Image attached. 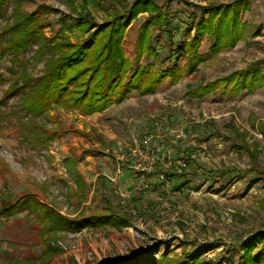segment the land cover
<instances>
[{"label":"rangeland","instance_id":"rangeland-1","mask_svg":"<svg viewBox=\"0 0 264 264\" xmlns=\"http://www.w3.org/2000/svg\"><path fill=\"white\" fill-rule=\"evenodd\" d=\"M102 1L108 6V0ZM231 1L153 0L163 11L168 10L169 32H163L162 26L151 30L159 58L134 59L138 27L147 12L139 13L126 27L122 43L125 56L133 67L147 62L156 69L167 67L170 46L179 44L170 45L169 38L180 32L182 43H187L203 8ZM42 4L55 8V12H38L45 25L44 35L51 37L60 26L59 17L71 13V5L68 0H32L26 7L33 11ZM10 11V2L0 9V30ZM91 15L102 23L105 13L91 10ZM244 19L251 24L244 42L207 57L212 39L202 37L196 71L175 84L168 79L152 95L132 91L110 110L88 117L52 109L47 128L57 136L46 148L21 141L15 118L8 113L16 96L7 100L9 106L0 105V264H98L149 248L155 259L150 264H246L242 242L264 229V138L255 127L264 122V84L238 95L222 92L221 87L199 99L186 95L199 83L244 70L251 63L264 74V0H255L254 12H243ZM34 51L35 46H30L19 55L16 66L27 62L31 76H38L42 63H35ZM188 58L183 53L181 64ZM11 63L9 55L0 57V96L10 78ZM166 115L164 129L153 128V121ZM144 135L166 159L148 174L147 187L135 192L138 173L126 161L119 164L115 156L127 153ZM184 153L191 154V162L185 161ZM68 156L78 161L85 179L82 202L65 171ZM179 156L184 158L180 171L167 166L172 174L168 189L155 174L166 160L173 162ZM231 168L238 175H224ZM179 185L183 189L178 192L175 188ZM26 195L37 196L70 218L105 211L109 203L130 225L122 229L88 225L75 232H60L56 243L61 253L44 261L39 257L42 245L37 219L27 217L24 211H9ZM258 250L249 251L250 258ZM257 264H264V258Z\"/></svg>","mask_w":264,"mask_h":264},{"label":"trees","instance_id":"trees-1","mask_svg":"<svg viewBox=\"0 0 264 264\" xmlns=\"http://www.w3.org/2000/svg\"><path fill=\"white\" fill-rule=\"evenodd\" d=\"M68 1L71 13L61 15L55 34L46 37L43 33L45 25L38 12L42 9L44 12H55L54 7L42 4L31 11L26 6L32 0H0V9L11 3L9 18L0 30V57L9 55L12 59L10 78L0 96V105L9 106L7 100L17 97L16 102L10 104L8 113L15 118L21 141L34 147L46 148L57 136L56 131L51 132L47 128L52 109L92 115L124 101L132 91L140 96L154 94L168 79L175 84L183 76L196 71L201 62L197 48L202 37L212 39L206 55L209 57L235 46L250 34V22L241 20V14L250 8V0L216 2L203 8L193 25L194 35L187 43H182L180 32L176 37L169 38L170 45L179 44L174 48L170 46L166 57L170 64L167 67L156 69L152 62L133 67L132 60L125 56L122 47L126 27L139 13L147 12L138 27L134 59L157 61L159 55L152 43L151 30L162 26L163 32H169L167 8L163 11L153 0H108V6L102 0ZM91 10L104 11L102 23L94 21ZM30 46H35V63H42L38 76H31L27 62L16 66L18 56ZM185 52L189 58L181 64ZM263 84L264 74L257 64L251 63L244 70L236 69L214 80L199 83L189 88L186 95L199 99L215 93L219 87L222 92L238 95L245 89L253 91ZM255 127L264 138V122H257ZM184 158L186 162L192 160L189 153H184ZM77 165V160L71 156L65 158V171L73 179L78 199L82 202L86 183ZM229 170L224 175L234 176L237 173L234 168ZM9 211H24L27 217L37 219V235L42 245L39 257L44 261L61 253L56 243L60 232H75L88 225L116 229L130 225L126 217L113 212L109 203L105 211L70 218L37 196L26 195L14 202ZM241 247L248 257L246 264L259 263L264 258V229L248 235ZM257 248L255 256L250 258L249 253ZM154 260L152 248H149L127 258L119 257L98 264H150Z\"/></svg>","mask_w":264,"mask_h":264},{"label":"built area","instance_id":"built-area-1","mask_svg":"<svg viewBox=\"0 0 264 264\" xmlns=\"http://www.w3.org/2000/svg\"><path fill=\"white\" fill-rule=\"evenodd\" d=\"M168 120V116H163L158 121H153V128L155 129H164L165 123ZM154 129V131H155ZM150 137L144 135L142 139L133 143V146L129 149L127 153H123L120 156L121 161L128 162V167L135 170L138 173L136 182L134 183L133 190L135 192H139L144 190L148 184V174L150 172L156 171L155 165L156 163H163L166 159V156L162 154L158 148L152 147L149 142ZM168 159V158H167ZM184 158L179 156L173 162H169L166 160V164L164 167L160 169L156 174L157 180H159L163 186L170 189L171 188V178L167 172V166L173 165L177 167V170L180 171L183 164ZM122 168H118L121 170ZM183 186L179 185L175 189L179 192V190L183 189ZM174 188V187H172ZM135 210H133V213Z\"/></svg>","mask_w":264,"mask_h":264},{"label":"crops","instance_id":"crops-1","mask_svg":"<svg viewBox=\"0 0 264 264\" xmlns=\"http://www.w3.org/2000/svg\"><path fill=\"white\" fill-rule=\"evenodd\" d=\"M254 1L255 0H250L249 2H250V8H249V10H247V11H244V13H245V15H247V14H251V13H253L254 12ZM242 21H247V20H242ZM248 37H246L245 39H247ZM245 39H242V40H239L237 43H239V42H244V40ZM150 95H152V94H150ZM115 104H113L111 107H109L108 109H106V110H104V111H102V112H100V113H94V114H92V115H85L84 117H88V116H93V115H101L102 113H104L105 111H107V110H110L113 106H114ZM79 117H82V115H80ZM151 144L152 145H155V143L152 141L151 142ZM124 152H117L116 153V156H115V159L117 160V162L119 163V161H121L120 160V156L123 154ZM88 158H91V156H89ZM78 162V161H77ZM79 164V163H78ZM117 164V163H116ZM119 164H121V163H119ZM77 169H79V166L77 165ZM79 171V170H78ZM85 180V179H84Z\"/></svg>","mask_w":264,"mask_h":264}]
</instances>
